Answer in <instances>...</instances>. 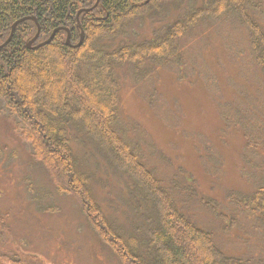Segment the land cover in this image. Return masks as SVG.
Segmentation results:
<instances>
[{"label":"trees","instance_id":"16d2710c","mask_svg":"<svg viewBox=\"0 0 264 264\" xmlns=\"http://www.w3.org/2000/svg\"><path fill=\"white\" fill-rule=\"evenodd\" d=\"M185 1L101 0L103 8L98 6L81 14L84 40L76 48L67 44V33L61 30L49 45L29 49L26 43L36 34L37 26L32 20L20 22L10 42L0 50V99L20 120L19 128L31 130L29 138L40 145L58 176L66 181L69 191L57 184L60 193L74 196L87 221L119 259L124 255L130 264H260L258 256H227L218 247L215 230L204 229L206 223L199 218H204L210 208L225 221L230 219L229 214L217 211L224 209L223 202L206 199L195 184L185 183L179 190L177 179L160 177L152 164L164 153H149L150 148L157 150L150 134L143 136L131 130L135 135L131 136L121 118L125 68L136 83L150 82L159 68L171 71L169 65L179 64L182 69L185 51L180 42L191 29L217 15L247 21L249 16L244 14L259 7L256 0H202L196 7L188 5L181 18L164 24L151 37L112 45L147 15L164 16L168 8L180 7ZM94 3L95 0H0V44L9 39L12 24L28 16H35L41 26L38 42L65 26L70 28L71 43L76 44L80 41L77 10ZM250 27L263 31L260 38L249 40L264 76V29L259 25ZM58 78L62 82L58 83ZM95 82L100 86L98 90ZM88 87L96 90L100 101L93 99ZM157 99L153 92V110L162 113L167 125ZM222 114L228 126L233 124L239 129L237 125H242L240 130L252 153L260 147L256 137L264 134V126L258 120L240 114L234 119L227 111ZM76 142L90 144L91 155L104 167L106 176L123 183L114 190L117 194L113 199L106 201L107 214L95 197L89 196L91 176L78 164L73 150ZM50 174L54 181L56 173ZM261 192L264 183L250 193L233 191L227 199L231 207L247 217L260 212L264 220ZM90 209L94 214L89 213ZM123 218L129 219L130 229L118 227Z\"/></svg>","mask_w":264,"mask_h":264},{"label":"rangeland","instance_id":"374dc122","mask_svg":"<svg viewBox=\"0 0 264 264\" xmlns=\"http://www.w3.org/2000/svg\"><path fill=\"white\" fill-rule=\"evenodd\" d=\"M201 3L198 0L192 6ZM255 3L259 7L244 14L249 16L247 21L217 15L184 35L180 42L185 51L182 69L179 64L169 65L171 71L159 68L150 82L136 83L125 68L119 106L128 133L150 134L157 150L150 148L149 153H164L152 164L160 177L177 179L179 190L185 183L195 184L206 199L223 202L224 209L217 211L229 214L230 219L225 221L210 208L199 218L206 223L201 225L204 229L215 230L218 247L227 256L250 253L264 264L263 214L247 217L228 202L233 191L250 193L264 183V134L256 137L260 147L252 153L240 130L242 125H237L239 129L228 126L222 114L227 111L234 119L249 115L264 126V76L249 40L263 34L249 26L264 29V0ZM188 5L186 0L180 7L168 8L164 16L147 15L112 45L151 37L164 24L181 18ZM62 80L58 78V83ZM95 85L98 90L99 84ZM155 87L158 90L153 91ZM88 90L100 101L96 90ZM152 91L167 125L162 113L159 116L153 110ZM19 121L0 99V264H130L124 255L116 257L92 228L74 196L60 193L58 185L69 191L66 181L58 176L40 145L29 138L31 130L19 128ZM73 146L80 168L91 176L89 196L107 214L106 201L113 199L114 190L123 183L106 176L104 167L91 155L90 144L76 142ZM50 172L56 173L55 183ZM128 220L121 219L125 226L118 227L130 229Z\"/></svg>","mask_w":264,"mask_h":264},{"label":"water","instance_id":"95a60500","mask_svg":"<svg viewBox=\"0 0 264 264\" xmlns=\"http://www.w3.org/2000/svg\"><path fill=\"white\" fill-rule=\"evenodd\" d=\"M98 2H99V0H98ZM97 2V3H98ZM97 5V4H96ZM83 10H80L79 11V13H78V15H77V17L80 15V13L82 12ZM28 19H33V20H35V22H36V17H26V18H24V20L23 19H20L19 21H17V22H15L14 24H12L13 26H12V30H14V28L16 27V24H18V23H20V22H24L25 20H28ZM40 30V29H39ZM57 30L58 29H56L54 32H53V34L52 35H50L51 37L47 40V41H45L44 43H42V44H40V46H45L46 44H48L49 45V43L52 41V39H53V35H55V33L57 32ZM67 31H68V38H67V43L69 44L70 43V32H69V30L68 29H66ZM39 32V31H38ZM37 35H39V33H37ZM34 36L35 38L34 39H32L29 43H28V46H31V44L33 43V42H35V40H36V38L38 37V36ZM82 35V34H81ZM82 42H83V35L81 36V41L78 43V44H76V45H72L71 47H78V46H80L81 44H82ZM7 43H8V41H7ZM4 46V45H3ZM1 47L2 46H0V49H1Z\"/></svg>","mask_w":264,"mask_h":264},{"label":"bare ground","instance_id":"6f19581e","mask_svg":"<svg viewBox=\"0 0 264 264\" xmlns=\"http://www.w3.org/2000/svg\"><path fill=\"white\" fill-rule=\"evenodd\" d=\"M19 24V23H18ZM16 27H17V24H16ZM16 27L14 28V30H12V33H11V35H10V37H8L9 39L7 40L8 41V43L10 42V40L12 39L11 37L13 36V34H14V32H15V29H16ZM7 43V44H8Z\"/></svg>","mask_w":264,"mask_h":264},{"label":"flooded vegetation","instance_id":"af4514ba","mask_svg":"<svg viewBox=\"0 0 264 264\" xmlns=\"http://www.w3.org/2000/svg\"><path fill=\"white\" fill-rule=\"evenodd\" d=\"M146 3H147V2H146ZM100 4H101V6H99V7L103 8V5H102L101 1H100ZM97 12H98V13H101L100 10H98ZM81 27H82V25H81ZM82 29H83V27H82Z\"/></svg>","mask_w":264,"mask_h":264}]
</instances>
